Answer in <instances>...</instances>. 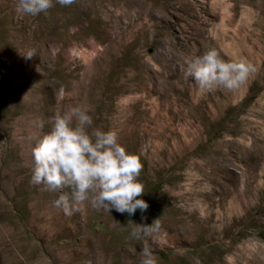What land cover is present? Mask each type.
<instances>
[{
  "label": "rangeland",
  "instance_id": "rangeland-1",
  "mask_svg": "<svg viewBox=\"0 0 264 264\" xmlns=\"http://www.w3.org/2000/svg\"><path fill=\"white\" fill-rule=\"evenodd\" d=\"M219 1L231 8L224 20L242 26V36L220 34L242 39L254 71L235 89L201 92L185 77L186 61L209 47L231 58L208 31L222 20ZM53 5L33 17L18 0H0V264H141L145 244L158 264H264V67L247 50L264 51V0ZM76 105L89 108L93 128L116 129L139 155L146 212L108 213L85 201L66 214L54 203L59 192L32 183V149L54 114ZM237 122L260 148L252 168L234 146L215 144ZM217 156L225 161L211 174L201 162ZM157 218L158 233L130 236L134 223Z\"/></svg>",
  "mask_w": 264,
  "mask_h": 264
},
{
  "label": "clouds",
  "instance_id": "clouds-1",
  "mask_svg": "<svg viewBox=\"0 0 264 264\" xmlns=\"http://www.w3.org/2000/svg\"><path fill=\"white\" fill-rule=\"evenodd\" d=\"M56 3L70 6L75 0H56ZM53 6V0H18L19 11L33 17L46 14ZM33 54L29 52L26 57L31 58ZM252 71L253 66L245 59H224L217 48L209 47L186 61L185 77H191L201 92L215 88L232 90ZM92 125L87 106H68L63 112L57 111L51 129L32 149V183L44 184L49 191L59 192L54 203L66 214L78 210L77 206L85 201L94 209L108 213L112 209L129 216L137 209L146 212L149 205L141 198L145 185L139 179L143 167L139 155L129 152L119 142L116 129L105 131ZM160 229L158 218L151 224L134 223L130 236L141 240ZM141 264H158L146 244Z\"/></svg>",
  "mask_w": 264,
  "mask_h": 264
},
{
  "label": "bare ground",
  "instance_id": "bare-ground-1",
  "mask_svg": "<svg viewBox=\"0 0 264 264\" xmlns=\"http://www.w3.org/2000/svg\"><path fill=\"white\" fill-rule=\"evenodd\" d=\"M212 4L215 5L214 2H212ZM218 4H219V6L221 8V11H222V14H223L222 20L219 23V27L216 24H214V23L210 24V26L208 28V31L213 36V38L216 40V42L218 43L219 47L224 52H226L231 58L232 57H237V58L245 59L244 56L242 55V52H241L242 48L244 47L243 43L241 42L242 39L239 38V44L238 43L233 44L232 42L237 41V40L232 39L233 40L232 42H229V41L227 42V41L224 40V38H222V36L220 34V32L225 33L226 31H228V28H231L230 31L233 34V37L242 36V34H241V27L242 26H240L239 24H236V23L233 25V24H231L230 20H224V19H229V14H230V11H231L230 10L231 9L230 5L228 3H226V2H224V1H219ZM245 25L250 27L252 25L251 24V20H247ZM229 26H231V27H229ZM247 50H249V58L251 57V59L254 61V64H255L254 67L257 68L258 71H261V69H263V67H264V51L262 49H259V51H253L249 47H247ZM244 94H245V85L242 88H240V92L236 96V101L241 99L244 96ZM259 101L264 104V93L261 95V98L259 99ZM231 110H232V107L231 106L228 107L225 110L224 117H226L227 115L232 114ZM227 136H229V140H227V141H220L219 140V141H217L215 143L216 146L218 144L219 145L222 144L224 146H230V145L234 146L236 148V150H237L236 151L237 154L240 155L242 159L243 158H247V160L246 159H244V160H246L248 166L250 168H252V165L250 164V162L252 160H255V159L260 157V148L255 143L252 135L248 134L247 132H245V127L243 126L242 123L239 124L237 122V124L234 125L233 128H231L228 131V135ZM221 148H222V146H221ZM215 149H217V148H215ZM249 155H251V157H249ZM224 159L225 158L223 156H220V157L217 156V158L216 157L215 158L210 157L209 159H205V160L203 159L202 162H201V166H202V164L204 166H206L209 163H211L212 164V166H211V170L212 171L210 173L214 174L216 172V170L217 171L220 170L219 168H221V167H219V163L222 162ZM208 167H209V165H208ZM262 170L264 171V167L262 168ZM246 173H247V170H245V174L239 178L240 180L242 179L243 182L244 181L247 182V179H249ZM257 177L260 180H264V173L259 174V176H257ZM186 216L193 220V218L195 216V212L192 210V212H190ZM200 222H202V224H203L202 229L209 230L210 228H213V224H211V222H213V218L210 215H205L203 217H200ZM202 229H201V231H202Z\"/></svg>",
  "mask_w": 264,
  "mask_h": 264
}]
</instances>
